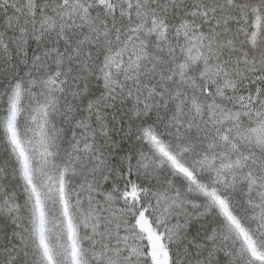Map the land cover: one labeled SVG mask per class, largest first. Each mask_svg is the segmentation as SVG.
<instances>
[{
	"label": "snow or ice",
	"instance_id": "obj_1",
	"mask_svg": "<svg viewBox=\"0 0 264 264\" xmlns=\"http://www.w3.org/2000/svg\"><path fill=\"white\" fill-rule=\"evenodd\" d=\"M0 264H264V0H0Z\"/></svg>",
	"mask_w": 264,
	"mask_h": 264
}]
</instances>
